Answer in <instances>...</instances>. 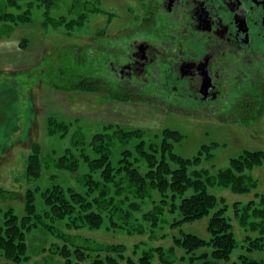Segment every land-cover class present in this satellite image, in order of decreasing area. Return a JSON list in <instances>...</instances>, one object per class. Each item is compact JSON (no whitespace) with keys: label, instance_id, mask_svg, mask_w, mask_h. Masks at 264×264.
I'll list each match as a JSON object with an SVG mask.
<instances>
[{"label":"rangeland","instance_id":"1","mask_svg":"<svg viewBox=\"0 0 264 264\" xmlns=\"http://www.w3.org/2000/svg\"><path fill=\"white\" fill-rule=\"evenodd\" d=\"M154 1L53 0L48 10L38 0H17L16 5L7 6V12L23 14L29 19L20 22L0 19V217L9 205H14L22 215L25 192L30 187L45 186L59 180L82 190L77 178L89 171L83 160L78 172L60 171L51 166L43 171L39 180L30 181L26 177V168L35 143L42 145L44 155L59 156L72 147L79 156L81 146L75 142L76 138L84 137L89 142L98 133L113 134L117 128L123 127L144 130V139L150 142L160 140L166 128H174L185 134V138L174 148L176 153L185 157L198 154L203 145L219 144L211 149L214 157L204 159L200 165L209 168L215 175L218 169L227 167L232 158L239 157L245 150H264V112L234 113L229 104L218 106L215 110L209 107L189 108L183 102L177 104V101L169 100L160 89L156 91V86L146 87L139 94L130 91V97L120 99L107 88L100 91L79 89L67 80L84 67L77 57L83 49L82 56L87 58L89 52L99 46L109 58L123 52L128 39L135 35L151 36L155 32L165 35L163 28L151 30V34L145 31V28L153 29L161 24L155 20L157 15L152 10ZM7 2L11 1L0 0V12ZM45 14L59 23L64 19L73 23L48 22ZM83 14L86 15L85 23H79ZM160 19L163 21V18ZM104 75L106 85L115 86L118 82L114 79L115 75L110 76L107 66L104 67ZM240 108L245 110L244 106ZM54 117L71 127L65 135L58 129L55 134L50 132ZM137 144V140L129 145L114 141L111 146L114 163H118L125 148L134 150ZM86 149L94 155L91 147ZM248 173L259 183L258 189L252 192L234 193L221 186L209 187L211 193L225 199V203L216 209L226 204V215L231 219L239 241L228 261H215L211 254L191 260L192 255L211 253L212 247L205 246L194 253H187L175 245L174 236L183 234L209 238V216L175 226L172 224L180 218L179 212L166 211L163 221L159 220L157 224L147 222L142 215L155 210L161 198L157 191L141 203V209L133 212L129 221L115 218L117 225H114L108 216L103 226L95 228L87 225L72 229L67 228L65 222H57L56 230L81 245H124L126 258L136 261L146 250L157 247L169 250L173 246H176L171 256L174 264H244L240 255L264 260V251H249L246 242L248 237L264 236V231L246 228L235 214L234 204L243 206L251 200L258 203L256 192L264 194V163ZM52 174L58 177H50ZM96 177L102 180L98 174ZM192 193L190 190L186 195ZM118 198L126 197L120 195ZM46 222L49 225L52 223L50 220ZM47 227L42 223L41 227L28 232L27 251L30 257L20 264H65L61 255L51 253V247L54 244L62 246L67 241L48 231ZM126 258L121 260L123 264H127ZM4 261L0 251V263ZM152 264H164L159 253L155 254Z\"/></svg>","mask_w":264,"mask_h":264},{"label":"trees","instance_id":"2","mask_svg":"<svg viewBox=\"0 0 264 264\" xmlns=\"http://www.w3.org/2000/svg\"><path fill=\"white\" fill-rule=\"evenodd\" d=\"M9 1L12 3L7 2L0 12L1 20L20 22L29 19L23 14L7 12V6L16 5L17 0ZM38 1L46 5L48 10L53 4V0ZM47 19L48 22L56 24L73 23L65 19L59 23L49 16ZM85 20L86 15L83 14L79 23H85ZM95 49L89 52V58L88 55L87 58L82 56L84 49L78 54V61L84 67H81V71L74 76L70 75L67 80L79 89L100 91L107 88L120 99L130 97L129 91L111 84L106 85L105 51L99 46ZM52 120L49 127L52 134L58 129L65 132V135L71 128L68 123L59 122L55 117ZM143 131L119 127L113 134L98 133L89 142L84 137L76 138L75 142L81 146L79 156L72 147H68L59 156L44 155L42 145L35 143L26 168V177L30 181L39 180L43 171L51 166L60 171L78 172L81 160L87 163L89 171L78 174L80 177L77 178V182L82 190L59 180L51 181L49 185L27 188L22 215L17 212L14 205L3 209L0 217V251L5 261L0 264H20L28 260L30 256L27 251V234L30 230L41 227L42 223L48 226V231L67 241L62 246L54 244L51 247V253L61 255L65 264H123L121 260L126 258L124 245H81L65 233V235L59 233L55 223L65 222L69 229L87 225L97 228L103 226L109 216L113 224L117 225L115 218L129 221L132 213L139 212L141 203L152 197L155 191L159 192L161 198L155 210L142 215L147 222L157 224L159 220L163 221L166 211L179 212L180 218L175 219L172 224L175 226L209 216L207 225L209 238L192 233L183 234L173 237L175 245L182 247L187 253H194L205 246L212 247L211 253L192 255L189 258L191 260L204 258L210 254L215 261L230 260L239 241L233 231L231 219L226 215V204L216 209L221 203H225V199L211 193L209 187L221 186L229 188L234 193H249L258 189V180L248 171L263 165L264 150H245L239 157L232 158L227 167L218 169L215 175L209 168L200 165L204 159L214 157L211 149L219 146L218 143L203 145L198 154L185 157L174 151L175 144L185 138V134L180 130L166 128L160 140L150 142L144 139ZM134 140L138 142L135 149L125 148L118 163H114L112 143L118 141L123 145H129ZM88 146L92 148L93 156L87 152ZM97 174L102 180L96 177ZM50 177L58 176L52 174ZM190 190L193 193L186 195ZM120 195H125L126 198L119 199ZM256 196L259 197V204L255 200L243 206L239 203L234 204L235 214L241 225L246 228L252 230L259 228L264 231V194L256 192ZM48 220L52 222L51 225L46 222ZM246 240L249 251H264V236L255 239L248 237ZM176 246L169 250L163 247L146 250L139 261L127 257V264H152L156 253H159L164 264H174L171 256ZM240 258L244 264H264V260L246 255H240Z\"/></svg>","mask_w":264,"mask_h":264},{"label":"flooded vegetation","instance_id":"3","mask_svg":"<svg viewBox=\"0 0 264 264\" xmlns=\"http://www.w3.org/2000/svg\"><path fill=\"white\" fill-rule=\"evenodd\" d=\"M152 10L161 24L145 31L166 34L135 35L106 58L117 88L156 86L189 108L264 112V0H155Z\"/></svg>","mask_w":264,"mask_h":264}]
</instances>
